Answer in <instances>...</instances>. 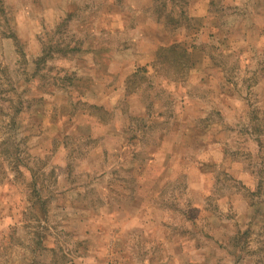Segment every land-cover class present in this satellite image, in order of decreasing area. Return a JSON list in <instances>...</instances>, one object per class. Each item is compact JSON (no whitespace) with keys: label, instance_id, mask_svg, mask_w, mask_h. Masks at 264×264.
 I'll use <instances>...</instances> for the list:
<instances>
[{"label":"rangeland","instance_id":"obj_1","mask_svg":"<svg viewBox=\"0 0 264 264\" xmlns=\"http://www.w3.org/2000/svg\"><path fill=\"white\" fill-rule=\"evenodd\" d=\"M0 264H264V0H0Z\"/></svg>","mask_w":264,"mask_h":264},{"label":"crops","instance_id":"obj_2","mask_svg":"<svg viewBox=\"0 0 264 264\" xmlns=\"http://www.w3.org/2000/svg\"><path fill=\"white\" fill-rule=\"evenodd\" d=\"M127 134V133H126Z\"/></svg>","mask_w":264,"mask_h":264}]
</instances>
